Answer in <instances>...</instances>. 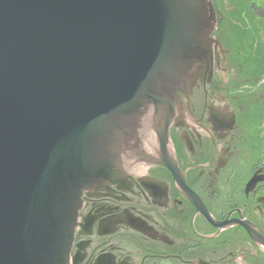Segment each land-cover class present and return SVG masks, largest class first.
<instances>
[{"label":"water","instance_id":"95a60500","mask_svg":"<svg viewBox=\"0 0 264 264\" xmlns=\"http://www.w3.org/2000/svg\"><path fill=\"white\" fill-rule=\"evenodd\" d=\"M214 26L209 0H0V264H70L82 193L147 113L164 142Z\"/></svg>","mask_w":264,"mask_h":264},{"label":"flooded vegetation","instance_id":"af4514ba","mask_svg":"<svg viewBox=\"0 0 264 264\" xmlns=\"http://www.w3.org/2000/svg\"><path fill=\"white\" fill-rule=\"evenodd\" d=\"M209 1L210 66L178 92L164 142L147 113L138 154L82 193L70 264H264V7Z\"/></svg>","mask_w":264,"mask_h":264},{"label":"rangeland","instance_id":"374dc122","mask_svg":"<svg viewBox=\"0 0 264 264\" xmlns=\"http://www.w3.org/2000/svg\"><path fill=\"white\" fill-rule=\"evenodd\" d=\"M256 4L261 5L264 7V0H253ZM263 26H264V21H263Z\"/></svg>","mask_w":264,"mask_h":264},{"label":"bare ground","instance_id":"6f19581e","mask_svg":"<svg viewBox=\"0 0 264 264\" xmlns=\"http://www.w3.org/2000/svg\"><path fill=\"white\" fill-rule=\"evenodd\" d=\"M139 135V134H138Z\"/></svg>","mask_w":264,"mask_h":264}]
</instances>
